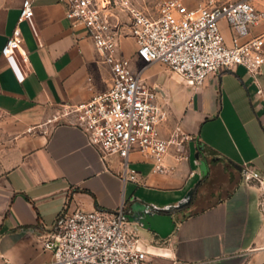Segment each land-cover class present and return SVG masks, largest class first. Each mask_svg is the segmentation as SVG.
<instances>
[{
    "label": "crops",
    "instance_id": "obj_1",
    "mask_svg": "<svg viewBox=\"0 0 264 264\" xmlns=\"http://www.w3.org/2000/svg\"><path fill=\"white\" fill-rule=\"evenodd\" d=\"M32 1L33 26L20 21L24 0H0V264H52L43 240L62 216L122 206L145 241L169 257L264 264L263 191L236 168L248 165L264 177V67L259 84L238 66L192 87L149 66L145 76L171 107L162 135L180 127L191 139L184 157L175 148L167 155L166 175L132 152L129 167L141 182L124 180L123 158H102L63 116L111 87L110 65L88 30L72 26L59 0ZM17 28L21 50L8 60L2 48ZM263 32L264 21L252 29ZM123 45L125 54L135 53L132 38Z\"/></svg>",
    "mask_w": 264,
    "mask_h": 264
},
{
    "label": "built area",
    "instance_id": "obj_2",
    "mask_svg": "<svg viewBox=\"0 0 264 264\" xmlns=\"http://www.w3.org/2000/svg\"><path fill=\"white\" fill-rule=\"evenodd\" d=\"M59 1L72 26L88 30L112 72L107 91L68 107L63 116L82 129L102 158L114 154L123 158L124 180L141 182L129 167L132 152L149 159L155 173L166 175L170 172L167 155L175 148L184 157L185 143L191 139L180 127L168 137L162 135L171 107L168 95L145 76L149 66L161 64L192 87L238 66L245 67L257 84L263 74L264 32L252 35V29L264 21V8L252 0H206L197 6L185 0H164L155 13L131 0ZM33 18V1L24 0L20 21L33 26ZM20 34L17 28L2 48L8 60L21 50ZM128 37L136 46L134 54L124 52L123 41ZM23 57L27 59L26 53ZM236 168L246 184H258L263 191L264 210L263 175L248 165ZM147 222L151 225L153 217L147 215ZM139 229L125 206L77 209L62 216L43 245L53 253L52 264H194L165 255L160 247L147 243Z\"/></svg>",
    "mask_w": 264,
    "mask_h": 264
},
{
    "label": "rangeland",
    "instance_id": "obj_3",
    "mask_svg": "<svg viewBox=\"0 0 264 264\" xmlns=\"http://www.w3.org/2000/svg\"><path fill=\"white\" fill-rule=\"evenodd\" d=\"M137 7H139L142 10H147L149 12L155 13L159 7V5L164 1V0H131ZM206 0H185L189 6H197L200 3L205 2ZM220 2L228 1V0H218ZM258 7L264 8V0H252ZM120 16L122 17V20L127 22V24H130V20L128 19L127 16L121 11H119ZM128 31V29H127ZM128 49H133V47L130 45ZM161 66V69L170 76H174V74L170 69L166 68L165 66L158 64Z\"/></svg>",
    "mask_w": 264,
    "mask_h": 264
},
{
    "label": "water",
    "instance_id": "obj_4",
    "mask_svg": "<svg viewBox=\"0 0 264 264\" xmlns=\"http://www.w3.org/2000/svg\"><path fill=\"white\" fill-rule=\"evenodd\" d=\"M154 225H155V222L153 221V223H152V225H151V226H152V227H154ZM155 227H156V226H155ZM156 228H159V227H156Z\"/></svg>",
    "mask_w": 264,
    "mask_h": 264
}]
</instances>
